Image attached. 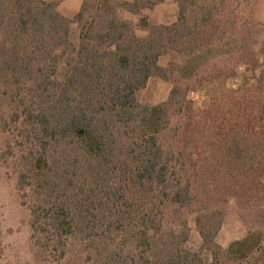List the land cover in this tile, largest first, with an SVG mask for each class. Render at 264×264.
Returning <instances> with one entry per match:
<instances>
[{
	"label": "trees",
	"instance_id": "16d2710c",
	"mask_svg": "<svg viewBox=\"0 0 264 264\" xmlns=\"http://www.w3.org/2000/svg\"><path fill=\"white\" fill-rule=\"evenodd\" d=\"M163 1L96 0L69 20L45 0H0V78L38 100L14 117L32 147L18 178L30 240L59 264H264V44L260 65L255 38L218 22L222 0H177L170 26L143 15ZM169 54L181 66L160 67ZM241 63L252 80L227 90ZM152 78L174 85L156 107L138 100ZM192 79L213 92L205 110L178 85ZM228 208L246 236L223 249Z\"/></svg>",
	"mask_w": 264,
	"mask_h": 264
},
{
	"label": "rangeland",
	"instance_id": "374dc122",
	"mask_svg": "<svg viewBox=\"0 0 264 264\" xmlns=\"http://www.w3.org/2000/svg\"><path fill=\"white\" fill-rule=\"evenodd\" d=\"M45 1L53 3L57 7V11L69 20H73L83 7L89 13L93 12L96 4V0ZM115 1L126 2L129 0ZM221 3L222 13L217 17L218 22L220 25L233 26L232 29H227L228 36L255 38L252 50L261 65L263 57L260 55V48L264 44V0H222ZM178 10L177 0H164L152 12H144L143 15L153 23L170 26L176 22ZM124 18L131 21L136 20L129 15H125ZM78 34V28L74 26L71 36L74 44L78 42ZM225 61H216V63L222 65ZM182 62L181 57L169 54L159 60V66L170 70L172 65L178 67ZM211 66L200 70L199 75L209 70ZM248 70H251L249 63H241L236 71V78L227 81L226 89L236 90L243 86L246 80H250L251 74L248 73ZM260 71L261 67L256 70V76ZM173 78L177 79L175 75ZM196 81L195 79L181 81L178 85L182 90L187 91V100L193 104L194 109L205 110L211 103L213 92L210 87L197 84ZM173 86V83L152 78L139 95V103L148 107L159 106L167 102ZM13 94H18V92L6 88L0 78V264H59L55 260L47 258L32 245L28 200L22 198L18 186V178L25 171L28 164L26 159L29 158L32 147L23 134L24 129L28 130L29 127L27 128L23 123L22 126L18 125L14 122V117L16 111L23 112L22 103L26 107L36 106L38 100L34 99L32 92L27 90L19 93L16 98ZM170 115H172V111ZM21 121L24 122L22 116ZM177 123H179L178 118L171 117L170 127L174 128ZM171 137V133L166 135L167 144H171L169 140ZM180 217V221H186L189 228L187 248L192 252H197L202 245L196 225L197 216L189 211H182ZM175 220L177 219L175 218ZM244 235H246V229L242 221L239 220L233 208H228L225 211L224 224L216 239L217 244L222 247ZM76 257L77 255L73 252L61 264H74Z\"/></svg>",
	"mask_w": 264,
	"mask_h": 264
},
{
	"label": "crops",
	"instance_id": "0c3cea01",
	"mask_svg": "<svg viewBox=\"0 0 264 264\" xmlns=\"http://www.w3.org/2000/svg\"><path fill=\"white\" fill-rule=\"evenodd\" d=\"M245 236H246V235H244V236H242V237H240V238L234 239L233 241H230L227 245L222 246L223 249H226V248L229 246L230 243L235 242V241H238V240H241V239H243Z\"/></svg>",
	"mask_w": 264,
	"mask_h": 264
}]
</instances>
